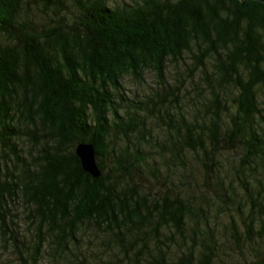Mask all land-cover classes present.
Wrapping results in <instances>:
<instances>
[{"label": "trees", "instance_id": "1", "mask_svg": "<svg viewBox=\"0 0 264 264\" xmlns=\"http://www.w3.org/2000/svg\"><path fill=\"white\" fill-rule=\"evenodd\" d=\"M0 240L17 264H264V3L0 0Z\"/></svg>", "mask_w": 264, "mask_h": 264}, {"label": "rangeland", "instance_id": "2", "mask_svg": "<svg viewBox=\"0 0 264 264\" xmlns=\"http://www.w3.org/2000/svg\"><path fill=\"white\" fill-rule=\"evenodd\" d=\"M174 73H175L174 70L170 69L169 78H172L174 76ZM154 82H156L155 75L153 73H148L147 81L145 82V85H152ZM139 90L141 89L137 87L135 80L132 77H129L128 79L123 80L122 87L120 88L119 91H116L117 99L120 102H122L120 99L121 94L125 95L127 100L138 99V97H136L137 96L136 94L139 92ZM145 92L146 90H142V93H145ZM192 93L195 94L193 90H192ZM144 96L145 95H143L142 97ZM123 104L125 107L128 106V102H124ZM198 182L201 183V180H198ZM184 192H186V190ZM13 212L17 215L16 220L13 223L16 225L15 229L18 230L19 232H22L25 239L30 238L31 230L32 229L37 230L38 227L34 226V224L29 223L28 212L26 211V209L18 210L17 208H14ZM220 220L222 222L229 221L228 216L226 215H223ZM97 236L98 235H96L95 233L91 234L90 236H87V240L82 241V246L91 248L94 246L95 243L99 244L102 241V236L96 239ZM26 242L28 243L29 241H26ZM2 244L3 242L2 240H0V264H17L14 257L10 253L6 252ZM248 258L252 262V260L254 259V254L252 253V255L248 256ZM222 259L228 260L232 262L233 264H245L244 260L241 257L237 256L231 250H226V253L223 255ZM145 264H149V263L145 262ZM217 264H223V263L219 261Z\"/></svg>", "mask_w": 264, "mask_h": 264}, {"label": "water", "instance_id": "3", "mask_svg": "<svg viewBox=\"0 0 264 264\" xmlns=\"http://www.w3.org/2000/svg\"><path fill=\"white\" fill-rule=\"evenodd\" d=\"M244 1V0H243ZM264 3V0H257ZM79 157L82 159L83 168L94 178L102 176L101 168L97 161L95 146L92 144L81 143L77 148Z\"/></svg>", "mask_w": 264, "mask_h": 264}]
</instances>
